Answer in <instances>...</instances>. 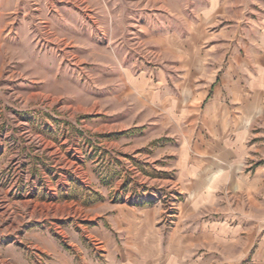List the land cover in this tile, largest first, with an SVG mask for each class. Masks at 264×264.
I'll use <instances>...</instances> for the list:
<instances>
[{
    "label": "rangeland",
    "instance_id": "374dc122",
    "mask_svg": "<svg viewBox=\"0 0 264 264\" xmlns=\"http://www.w3.org/2000/svg\"><path fill=\"white\" fill-rule=\"evenodd\" d=\"M262 11L264 0H0V264H122L119 206L162 208L164 248L184 196L160 178L190 140L186 110Z\"/></svg>",
    "mask_w": 264,
    "mask_h": 264
},
{
    "label": "crops",
    "instance_id": "0c3cea01",
    "mask_svg": "<svg viewBox=\"0 0 264 264\" xmlns=\"http://www.w3.org/2000/svg\"><path fill=\"white\" fill-rule=\"evenodd\" d=\"M252 22L255 33L186 110L196 111L188 116L190 140L176 147L173 177L160 178L184 196L164 248L162 208L136 217L117 208L122 264H264V12Z\"/></svg>",
    "mask_w": 264,
    "mask_h": 264
}]
</instances>
